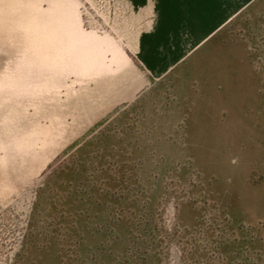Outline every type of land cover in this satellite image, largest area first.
Wrapping results in <instances>:
<instances>
[{
	"label": "rangeland",
	"instance_id": "1",
	"mask_svg": "<svg viewBox=\"0 0 264 264\" xmlns=\"http://www.w3.org/2000/svg\"><path fill=\"white\" fill-rule=\"evenodd\" d=\"M0 264H264V0H0Z\"/></svg>",
	"mask_w": 264,
	"mask_h": 264
},
{
	"label": "crops",
	"instance_id": "2",
	"mask_svg": "<svg viewBox=\"0 0 264 264\" xmlns=\"http://www.w3.org/2000/svg\"><path fill=\"white\" fill-rule=\"evenodd\" d=\"M144 40H145V39H144ZM144 45H145V44H144V41H142V47H141V48H144Z\"/></svg>",
	"mask_w": 264,
	"mask_h": 264
}]
</instances>
